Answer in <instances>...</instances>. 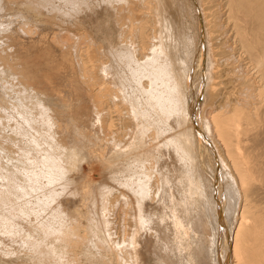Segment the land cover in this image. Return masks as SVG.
<instances>
[{"label":"bare ground","instance_id":"6f19581e","mask_svg":"<svg viewBox=\"0 0 264 264\" xmlns=\"http://www.w3.org/2000/svg\"><path fill=\"white\" fill-rule=\"evenodd\" d=\"M229 260L264 264V0H0V264Z\"/></svg>","mask_w":264,"mask_h":264},{"label":"rangeland","instance_id":"374dc122","mask_svg":"<svg viewBox=\"0 0 264 264\" xmlns=\"http://www.w3.org/2000/svg\"><path fill=\"white\" fill-rule=\"evenodd\" d=\"M202 22H203V20H202ZM203 33H204V39H205V27H204V24H203ZM205 42L203 41V44H204ZM214 147V146H213ZM215 148V147H214ZM216 151V150H215ZM89 170V168L86 166L85 167V172L87 173V171ZM101 178V174H100V172L98 171V172H96V174H95V179L96 180H99ZM228 264H230V260H229V262H228Z\"/></svg>","mask_w":264,"mask_h":264}]
</instances>
